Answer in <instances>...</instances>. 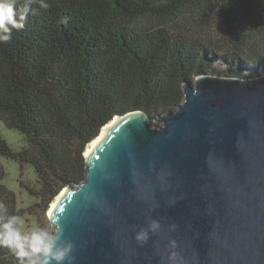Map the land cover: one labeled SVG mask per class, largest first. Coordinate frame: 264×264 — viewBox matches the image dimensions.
Segmentation results:
<instances>
[{
    "label": "trees",
    "instance_id": "obj_1",
    "mask_svg": "<svg viewBox=\"0 0 264 264\" xmlns=\"http://www.w3.org/2000/svg\"><path fill=\"white\" fill-rule=\"evenodd\" d=\"M47 3H33L24 28L0 42V122L27 141L14 151L0 134V156L37 177L34 186L19 182L35 200L26 209L0 183L9 214L45 217L64 188L85 179L86 146L104 126L143 111L156 127L182 102L181 84L213 60L224 65L223 76H264V0ZM0 264L18 262L0 247Z\"/></svg>",
    "mask_w": 264,
    "mask_h": 264
},
{
    "label": "water",
    "instance_id": "obj_2",
    "mask_svg": "<svg viewBox=\"0 0 264 264\" xmlns=\"http://www.w3.org/2000/svg\"><path fill=\"white\" fill-rule=\"evenodd\" d=\"M181 89L156 127L129 112L86 146L85 179L48 213L74 264H166L170 239L181 264H264V76L205 72ZM152 219L162 227L140 246Z\"/></svg>",
    "mask_w": 264,
    "mask_h": 264
},
{
    "label": "clouds",
    "instance_id": "obj_3",
    "mask_svg": "<svg viewBox=\"0 0 264 264\" xmlns=\"http://www.w3.org/2000/svg\"><path fill=\"white\" fill-rule=\"evenodd\" d=\"M33 3H38L43 9L49 7L47 0H24L22 9L17 8V0H0V42L8 43L14 30L24 28ZM67 22L68 17L61 19V23ZM24 224L21 216L9 214L8 206L0 202V247L9 249L18 264H74L75 245L64 238V229L58 220L50 217L46 226L30 229H25ZM161 227L159 220H150L147 227L136 231L134 238L137 244L145 245L150 235L158 234ZM169 228L175 231L177 225L173 223ZM177 248L176 240L170 239L166 264H181Z\"/></svg>",
    "mask_w": 264,
    "mask_h": 264
},
{
    "label": "rangeland",
    "instance_id": "obj_4",
    "mask_svg": "<svg viewBox=\"0 0 264 264\" xmlns=\"http://www.w3.org/2000/svg\"><path fill=\"white\" fill-rule=\"evenodd\" d=\"M225 70L224 65L217 60H213L206 68V73H214L223 76L220 73ZM256 70L258 69L256 68ZM250 72L251 70H244L242 71V74L248 76L251 74ZM0 134L9 147L14 151H20L27 145L26 138L23 134L15 130L7 129L1 122ZM0 173L3 174V176L0 177V183L15 194L18 207L21 209L32 208L35 200L25 189L20 187L19 182L21 181L32 186L36 185L37 177L34 169L29 165H25L23 166V169L20 170V166L16 162L0 156ZM30 213L31 215L26 213L22 217L25 220L23 226L25 229H30L36 226H45L46 221L48 220L49 209L47 210L45 217L38 215L35 210ZM35 215H37V218Z\"/></svg>",
    "mask_w": 264,
    "mask_h": 264
},
{
    "label": "bare ground",
    "instance_id": "obj_5",
    "mask_svg": "<svg viewBox=\"0 0 264 264\" xmlns=\"http://www.w3.org/2000/svg\"><path fill=\"white\" fill-rule=\"evenodd\" d=\"M111 125H106L104 126V128L101 130V133L100 135L95 138L88 146H87V149H86V154H90L93 149L97 146V144L100 142V140L105 136V134L108 132L109 128H110ZM59 197H56L53 202L51 203L50 205V208H49V212H51L53 210V208L55 207L57 201H58Z\"/></svg>",
    "mask_w": 264,
    "mask_h": 264
}]
</instances>
